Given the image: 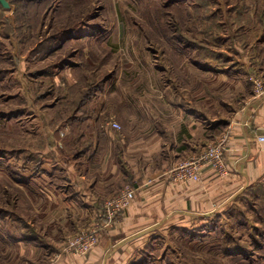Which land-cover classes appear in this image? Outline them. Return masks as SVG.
Instances as JSON below:
<instances>
[{
  "label": "rangeland",
  "instance_id": "374dc122",
  "mask_svg": "<svg viewBox=\"0 0 264 264\" xmlns=\"http://www.w3.org/2000/svg\"><path fill=\"white\" fill-rule=\"evenodd\" d=\"M7 2L9 9L0 4V264L16 253L7 235L39 232L24 217L25 176L46 175L40 155H69V139L86 132L79 124H124L118 112L125 124L147 123L153 110L165 113L167 87L172 94L183 87L194 102L203 62L208 83L216 82L211 73L239 75L237 84L218 82L238 88L239 99L255 92L251 76L264 81V0ZM51 165L50 180L61 186ZM258 187L211 225L160 233L133 264H264ZM40 232L53 242L54 227Z\"/></svg>",
  "mask_w": 264,
  "mask_h": 264
},
{
  "label": "crops",
  "instance_id": "0c3cea01",
  "mask_svg": "<svg viewBox=\"0 0 264 264\" xmlns=\"http://www.w3.org/2000/svg\"><path fill=\"white\" fill-rule=\"evenodd\" d=\"M261 45L264 48V37ZM259 62L252 60L251 64ZM205 65L197 73L196 101L185 97L183 87L176 94L167 87L165 113L153 110L147 123L125 124L118 112L124 122L117 120L120 131L109 122L79 124L86 132L69 139V155L59 151L51 157L39 156L46 175L25 176L30 201L22 202L27 211L24 217L39 232L7 235L16 253L6 264H133L160 233L211 225L259 185L264 186V94L249 90L239 99L238 88L233 93L223 86L220 89L218 83H236L241 80L239 75L231 70L211 73L216 82L208 83ZM105 106L108 111L111 105ZM220 143L224 145L223 163L202 161L198 180L177 177L179 165L199 160ZM52 163L60 170H54V177L61 186L50 180ZM128 189L136 192L131 207L108 221L107 201ZM52 227L53 242L44 243L40 231ZM92 234L97 242L87 254L69 248L70 241Z\"/></svg>",
  "mask_w": 264,
  "mask_h": 264
},
{
  "label": "built area",
  "instance_id": "2783aa9c",
  "mask_svg": "<svg viewBox=\"0 0 264 264\" xmlns=\"http://www.w3.org/2000/svg\"><path fill=\"white\" fill-rule=\"evenodd\" d=\"M256 85V92L259 94H264V84L259 80H254ZM112 127L121 130V125L113 120ZM264 141V138H261ZM224 156V145L223 143L217 144L211 148L200 158L199 160L193 161V163H183L178 166L177 171H179L177 177L183 181L198 180L200 178L199 174V164L202 161H211L216 165L223 163ZM136 192L133 189H128L119 196L112 198L107 201L106 209V219L108 221L116 220L119 216L124 215L132 205L135 200ZM96 235H86L72 240L69 243V248L76 254L85 255L91 248L96 244Z\"/></svg>",
  "mask_w": 264,
  "mask_h": 264
},
{
  "label": "water",
  "instance_id": "95a60500",
  "mask_svg": "<svg viewBox=\"0 0 264 264\" xmlns=\"http://www.w3.org/2000/svg\"><path fill=\"white\" fill-rule=\"evenodd\" d=\"M0 4L3 6V8L5 9H9V3L7 2V0H0Z\"/></svg>",
  "mask_w": 264,
  "mask_h": 264
},
{
  "label": "trees",
  "instance_id": "16d2710c",
  "mask_svg": "<svg viewBox=\"0 0 264 264\" xmlns=\"http://www.w3.org/2000/svg\"><path fill=\"white\" fill-rule=\"evenodd\" d=\"M90 97H92V95H87V100H86L87 102L91 99Z\"/></svg>",
  "mask_w": 264,
  "mask_h": 264
}]
</instances>
